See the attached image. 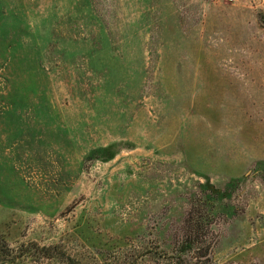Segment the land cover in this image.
<instances>
[{"label": "rangeland", "instance_id": "rangeland-1", "mask_svg": "<svg viewBox=\"0 0 264 264\" xmlns=\"http://www.w3.org/2000/svg\"><path fill=\"white\" fill-rule=\"evenodd\" d=\"M0 244L264 264V0H0Z\"/></svg>", "mask_w": 264, "mask_h": 264}, {"label": "trees", "instance_id": "trees-1", "mask_svg": "<svg viewBox=\"0 0 264 264\" xmlns=\"http://www.w3.org/2000/svg\"><path fill=\"white\" fill-rule=\"evenodd\" d=\"M3 245V246H2ZM49 249V248H48ZM50 250H52V251H55L56 250V248H50ZM60 253L58 254V256H62V254H63V252L62 251H59ZM0 253H1V260L3 261V260H5L6 258H10L11 257V259H13V257L11 256V251H10V249L6 246V245H4V244H0ZM54 254H57V253H54ZM52 255L51 254V257L50 258H52V257H55V255Z\"/></svg>", "mask_w": 264, "mask_h": 264}, {"label": "built area", "instance_id": "built-area-1", "mask_svg": "<svg viewBox=\"0 0 264 264\" xmlns=\"http://www.w3.org/2000/svg\"><path fill=\"white\" fill-rule=\"evenodd\" d=\"M233 0H229V2H232Z\"/></svg>", "mask_w": 264, "mask_h": 264}]
</instances>
